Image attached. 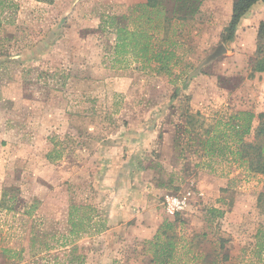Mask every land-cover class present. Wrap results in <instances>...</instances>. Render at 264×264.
<instances>
[{"label": "rangeland", "instance_id": "1", "mask_svg": "<svg viewBox=\"0 0 264 264\" xmlns=\"http://www.w3.org/2000/svg\"><path fill=\"white\" fill-rule=\"evenodd\" d=\"M143 2L0 0V264H151L166 220L175 264H241L264 229V175L203 158L184 133L187 113L264 112L253 68L264 3L225 42L231 0L162 25L154 43L175 57L159 71L131 46L115 51L111 18L137 29ZM188 192L185 209L167 214L165 198ZM71 206H90L103 229L71 235Z\"/></svg>", "mask_w": 264, "mask_h": 264}, {"label": "trees", "instance_id": "2", "mask_svg": "<svg viewBox=\"0 0 264 264\" xmlns=\"http://www.w3.org/2000/svg\"><path fill=\"white\" fill-rule=\"evenodd\" d=\"M52 3L54 0H43ZM137 8L142 9L139 17L140 26L137 29L128 30L119 24L114 25L111 18L110 26L115 27L116 45L115 51L126 52L131 46L132 51L141 54L147 61H155L159 71H169L168 64L175 54L167 47L163 48L154 43L155 30L162 25L169 26L174 21H187L193 19L200 11L203 0H143ZM231 17L222 34V41L232 39L235 29L245 14L253 5L264 0H231ZM11 6H14L11 3ZM120 22V21H119ZM264 34V23L260 25L258 36ZM254 71L264 73V56L254 65ZM257 119L256 125L254 124ZM184 133L192 144L199 148L203 158L213 161L216 159L229 161L244 168L252 174L264 175V112L254 115L248 111H238L228 115H217L214 118L205 119L199 113L185 116ZM60 157L48 155L49 161L58 160ZM208 167H210L208 165ZM212 171V169L210 170ZM87 211H84L86 210ZM93 209L90 206H71L68 214L70 234L76 238L87 230L93 229L95 233L103 229V223L92 222L88 213ZM83 212L82 216H78ZM212 217L222 215L217 209H210ZM178 215L175 214L174 217ZM173 223L164 221L154 234L151 242V264H175L178 262L174 235H169ZM255 243L245 259L241 257V264H264V229L259 228L255 235ZM226 239L218 238L219 249H223ZM246 253L245 250L242 251ZM9 253L3 249L1 255ZM238 258V257H237ZM227 253L222 254L221 261H229Z\"/></svg>", "mask_w": 264, "mask_h": 264}, {"label": "built area", "instance_id": "3", "mask_svg": "<svg viewBox=\"0 0 264 264\" xmlns=\"http://www.w3.org/2000/svg\"><path fill=\"white\" fill-rule=\"evenodd\" d=\"M191 195L192 193L188 192L182 196H167L164 203L166 213L173 216L183 211Z\"/></svg>", "mask_w": 264, "mask_h": 264}, {"label": "crops", "instance_id": "4", "mask_svg": "<svg viewBox=\"0 0 264 264\" xmlns=\"http://www.w3.org/2000/svg\"><path fill=\"white\" fill-rule=\"evenodd\" d=\"M259 3H264V2H259ZM256 5H258V3H256L255 5H253L252 7H251V9L250 10H252V9H254V7H256ZM249 10V11H250ZM236 31V30H235ZM158 229V225L156 226V229H155V231ZM154 234V233H153Z\"/></svg>", "mask_w": 264, "mask_h": 264}, {"label": "water", "instance_id": "5", "mask_svg": "<svg viewBox=\"0 0 264 264\" xmlns=\"http://www.w3.org/2000/svg\"><path fill=\"white\" fill-rule=\"evenodd\" d=\"M219 49H220V50H223V47H220ZM215 55H217V53H213V54L210 56V58L214 57Z\"/></svg>", "mask_w": 264, "mask_h": 264}]
</instances>
